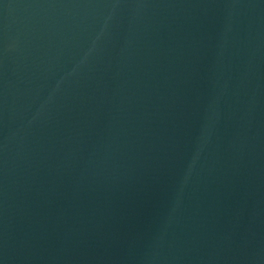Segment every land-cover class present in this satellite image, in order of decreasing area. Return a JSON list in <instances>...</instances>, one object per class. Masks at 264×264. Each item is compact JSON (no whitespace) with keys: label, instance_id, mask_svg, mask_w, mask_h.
Instances as JSON below:
<instances>
[{"label":"water","instance_id":"obj_1","mask_svg":"<svg viewBox=\"0 0 264 264\" xmlns=\"http://www.w3.org/2000/svg\"><path fill=\"white\" fill-rule=\"evenodd\" d=\"M0 264H264V0H0Z\"/></svg>","mask_w":264,"mask_h":264}]
</instances>
